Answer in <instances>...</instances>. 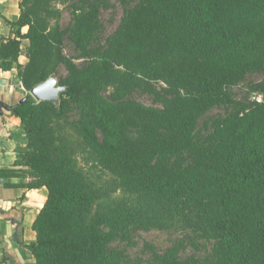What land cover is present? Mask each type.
Masks as SVG:
<instances>
[{
  "label": "trees",
  "instance_id": "trees-1",
  "mask_svg": "<svg viewBox=\"0 0 264 264\" xmlns=\"http://www.w3.org/2000/svg\"><path fill=\"white\" fill-rule=\"evenodd\" d=\"M73 6L68 29L51 23L58 11L50 0H19L17 17L0 15L13 34L0 36V69H15L27 90L55 73L57 63L67 71L58 79L66 86L59 107L31 99L7 106L26 136L14 162L26 178L19 186L45 189L31 225L35 240L26 244L35 264H118L110 240L133 223L166 226L171 219L218 240L212 264H264V102L242 103L233 90L248 73L261 72L253 88L264 93V0H137L96 47L99 5ZM65 33L86 60L80 66L57 50ZM154 81L166 88L156 90ZM107 87L111 99L102 93ZM136 87L162 107L127 100ZM70 105L79 110L85 142L138 206L118 196L97 220L91 216L110 193L75 169L70 146L50 127ZM217 106L235 112L221 120L213 146L201 141L197 124ZM190 152L199 153V166L173 171ZM101 222L110 224L107 233L98 232ZM179 254L173 244L155 252L154 263L206 264Z\"/></svg>",
  "mask_w": 264,
  "mask_h": 264
},
{
  "label": "rangeland",
  "instance_id": "rangeland-1",
  "mask_svg": "<svg viewBox=\"0 0 264 264\" xmlns=\"http://www.w3.org/2000/svg\"><path fill=\"white\" fill-rule=\"evenodd\" d=\"M137 0H50L52 7L58 13L53 16L51 23L58 22L60 29H68L73 22V5L90 6L94 3L99 5V16L97 18L95 34L92 39L91 47L103 45L107 39L119 26L122 17L129 8ZM57 50L63 55L73 58L76 65H82L86 60L79 55V51L75 49L72 42L68 39V33H65L57 46ZM56 76L59 80L66 77L67 71L61 63L56 65ZM263 73L254 72L248 73L242 81L233 87L238 101L244 103L253 101V96L262 91L254 89L255 83L261 81ZM150 85L156 90H163L166 85L163 81L150 82ZM112 88H105L102 93L109 99L112 98ZM27 99H34L26 93ZM129 101H137L148 106L162 107V104L154 100V95L142 87L132 89L126 96ZM233 107L217 106L201 116L198 120L197 130L201 141L205 144L217 146L219 144L218 126L231 111L235 112ZM79 118V110L74 105L65 108L61 117L52 116L50 127L55 132L60 142H66L70 146V156L76 170L82 173L87 181L96 188L107 189L110 195L106 198L97 200L91 211V216L97 220L100 217L99 211L104 207H109L111 201L118 196H124L127 203L138 206L135 201L136 197L125 190L121 182L116 179V175L106 168L97 158L93 150L85 142L82 137V131L77 126L76 122ZM131 136L136 134L129 132ZM93 135L101 141V134L97 128L93 129ZM211 137V138H210ZM210 139V140H209ZM184 158L179 164L174 165L173 171L176 173L189 172L199 166V153H185ZM115 181V182H114ZM118 186L116 190H112ZM41 205L37 204L35 209ZM127 205V204H126ZM128 206V205H127ZM36 211V210H35ZM34 211V213H35ZM11 218L13 222L19 219ZM7 219V220H11ZM22 220V217L20 218ZM30 218L26 219L28 223ZM4 222V221H3ZM6 222V220H5ZM158 224L150 225L140 222L129 225L122 234L113 238L107 243V249L120 256L118 264H155V252L162 253L173 244L180 249L181 258H195L204 261L206 264H212L215 261V250L219 245L217 239L205 237L194 224L182 221V219H171ZM1 229H4L2 224ZM98 232L101 234L107 233L110 230V224L101 222L98 225ZM26 239H29L31 230L26 229ZM15 231H12V233ZM12 236V234H11ZM3 238V237H2ZM4 239V238H3ZM26 244L22 243L18 249L23 251ZM27 249V248H26ZM28 250V249H27ZM30 253V251L28 250ZM30 255H32L30 253ZM5 255H2L4 257ZM20 259H26L23 253H20ZM32 258V257H31ZM7 262V261H6ZM10 260H8V264Z\"/></svg>",
  "mask_w": 264,
  "mask_h": 264
},
{
  "label": "crops",
  "instance_id": "crops-1",
  "mask_svg": "<svg viewBox=\"0 0 264 264\" xmlns=\"http://www.w3.org/2000/svg\"><path fill=\"white\" fill-rule=\"evenodd\" d=\"M19 14V0H0L1 16L11 20ZM1 16L0 36L10 35L13 37L9 26ZM22 45H25V41L22 42ZM26 61L24 51H22L19 62L25 64ZM18 81L15 69L8 71L0 69V173L4 174L0 175V264H8V260H10V264H35L34 256L30 255L31 252L29 253L26 248L20 251L18 247L22 243L29 244L35 240V232L31 225L45 201V189L27 190L19 186V183L26 182V178L21 172L22 167L14 164L17 149L26 144V136L22 130L20 119L14 116L7 107L17 105L26 96V93L19 87ZM22 195L24 198L21 200ZM39 201L41 205L35 209ZM17 216L19 219L15 220L18 222H13L11 218H17ZM27 218H30L28 223L26 222ZM3 223L6 225H4V229H1ZM28 225L31 232H29V239H26ZM12 231L15 232L12 233ZM3 242L6 243V246L3 245ZM5 250L10 257L5 255ZM20 253L26 256L25 260L19 258ZM2 255H5L8 260H3Z\"/></svg>",
  "mask_w": 264,
  "mask_h": 264
},
{
  "label": "water",
  "instance_id": "water-1",
  "mask_svg": "<svg viewBox=\"0 0 264 264\" xmlns=\"http://www.w3.org/2000/svg\"><path fill=\"white\" fill-rule=\"evenodd\" d=\"M65 90L66 86L60 84L56 74L52 73L46 79L33 85L28 90V93L36 102L47 101L59 107L61 104V94L64 93ZM26 100L27 97L25 96L19 101V103ZM3 245L6 246V243L3 242ZM5 255L10 257L6 250Z\"/></svg>",
  "mask_w": 264,
  "mask_h": 264
},
{
  "label": "built area",
  "instance_id": "built-area-1",
  "mask_svg": "<svg viewBox=\"0 0 264 264\" xmlns=\"http://www.w3.org/2000/svg\"><path fill=\"white\" fill-rule=\"evenodd\" d=\"M18 85L25 93H28V90L24 87V85L21 81H18ZM253 101H255L256 103L264 102V93L262 92V93L254 94Z\"/></svg>",
  "mask_w": 264,
  "mask_h": 264
}]
</instances>
